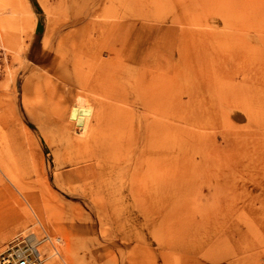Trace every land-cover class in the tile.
Returning a JSON list of instances; mask_svg holds the SVG:
<instances>
[{
  "label": "rangeland",
  "instance_id": "1",
  "mask_svg": "<svg viewBox=\"0 0 264 264\" xmlns=\"http://www.w3.org/2000/svg\"><path fill=\"white\" fill-rule=\"evenodd\" d=\"M65 55L95 87L68 82ZM152 76L167 84V201L150 210L126 187L112 207L62 144L130 136L140 155ZM81 102L101 113L84 134ZM2 187L0 251L31 234L46 264H264V0H0Z\"/></svg>",
  "mask_w": 264,
  "mask_h": 264
},
{
  "label": "bare ground",
  "instance_id": "2",
  "mask_svg": "<svg viewBox=\"0 0 264 264\" xmlns=\"http://www.w3.org/2000/svg\"><path fill=\"white\" fill-rule=\"evenodd\" d=\"M121 49H123V48H121ZM62 57L66 61V62H64L65 65H67L68 67L70 65L72 66V70H71L72 75H70V76L67 75L68 79L66 78V76L64 77V79L66 78L69 83H70V81H73V83H75L74 86L77 84L78 87H80L81 89H85V88L91 89L92 87H95L93 85L92 81L91 82L89 80L87 81V77L85 76L84 73H82L83 71H82L81 67L83 65L81 64L80 65L81 67L78 65L79 63H81L80 62L81 60L80 61L78 60L79 58H75V59L71 58V57L69 58L66 55L62 56ZM78 61H79V63H78ZM87 61H89V60L87 59ZM59 62H60V60L58 61V63ZM139 62H140V60H139ZM57 68H58V64H57ZM88 68L89 67H87V69ZM97 68H99V67H97ZM89 69L87 70L88 72H90ZM55 71L57 73L58 70H55ZM69 72H70V70H69ZM162 74L164 75V73H162ZM90 75H91V72H90ZM45 76H47L46 73H45ZM94 76H97V75L94 74ZM98 76H99V74H98ZM98 76H97V78H98ZM158 76H160L159 73H158ZM242 77H243V75H242ZM45 78H47V77H45ZM161 78H163V77H161ZM161 78H160V82L155 81L153 76H152V78H150V80H146L147 83L145 81V86H148V91L145 92V95L141 101V107L140 108H142L143 111L146 112L145 116L148 120H146L145 124H143L145 127L144 129L141 126L143 132L141 133V131H138V133H141L143 135V137H142V135L140 137V138H143V142L141 140H139L143 143L142 144L143 146H141L142 149H140V150H142V151H140V153H141L140 155L137 154L139 152L138 150H137V153H136V151H134V150H136V148H134L135 146L133 144L134 139L130 140L129 139L130 136H127V137H129L128 138L129 140L125 139L127 142L123 141L124 138L121 141V139H119L118 137H117V140H118L117 141L115 136L112 138L115 139L116 141H111L110 140V138H111L110 133L113 132V130H114V129L112 130V128L108 129L110 131L112 130L110 133H107L106 130H104V132L103 131L99 132V133L103 132V135H104V133L106 131V133L109 136H106V134L104 136H106L107 138L110 137L108 139L106 138L107 141L102 142V140L97 139V137H94L97 135L96 134L94 136H91V137L88 136L87 138H84L81 140L78 139V141H73L74 139H71L72 141L68 140V142L65 144V146L62 144V146L65 147L66 151L68 152V155H69L68 158L72 159L73 163H76V164L84 163L81 167L76 168V171H75L76 176L83 181H87L88 179H91L90 181H88L86 183L89 185L90 189L92 190V193L94 195L100 194L101 199L105 198L106 201H108V203H107L108 205L112 206V205H114L113 203H115L116 200L120 201L121 200L120 196H118V193H116V191L121 189V188L123 189L126 187H127L128 192H129L130 198L135 199V200L137 199V201L138 200L140 201V204L144 203L145 205H148L149 207L151 206L152 209H154L153 207H156V206L159 207V205L164 206V204L167 201V197H168V193H169L168 192V189H169L168 186L170 183V181L168 183L169 173H170L169 172L170 169H169L168 154H169L170 145H168V140H167V133H168L167 126L168 125L166 124V121H165L166 109H167L166 106L167 105H166V93H165L164 89L167 87L166 86L167 84L164 82L165 79L162 80ZM104 79H106V78H104ZM65 80H63V81H65ZM90 80H91V78H90ZM100 80H99V82H100ZM94 84L97 85L95 82H94ZM71 85H72V83H71ZM42 87H44V86L42 85ZM64 89H65V86H64ZM166 90H167V88H166ZM45 91H46V88H45ZM148 93H149V96H148ZM159 95H160V99H159ZM138 97H140V96H138ZM48 101H50V99H48ZM52 101H53V99H52ZM134 101H135V99H134ZM60 103H63V102H60ZM50 104H52V103H50ZM57 104H58V102H57ZM106 104H105V106H106ZM260 106H261V104H260ZM107 111H108V109H107ZM53 113H55L56 118L61 116V113H58V114L56 112H53ZM154 113H158V115H159L158 119H157V117L152 118V116L150 115V114L154 115ZM100 114L101 113H99V111L96 110L95 107L94 108L90 107V105L88 106V105L83 104L81 102V103L74 105L70 109L69 118L74 122V124H76V125L80 124L81 125L83 130H81L80 133L84 134L87 131H91V129H92L91 126H93L94 123L99 122L98 120H99ZM142 114H144V113H142ZM114 115H115V113H114ZM114 115H113V117H114ZM47 116H50L51 118L46 120L45 125L43 124V126H42L43 128L45 126L51 127V129L52 128H56V129L66 128V127L62 126L61 121H59V119H56V118H54V116H51V115H47ZM138 116H139V114H138ZM110 118H111V116H110ZM110 118L108 117V120H110ZM121 121H119V122H121ZM108 122L111 123V121H108ZM112 122H113V120H112ZM115 122H116V120H115ZM102 124L104 125V123H102ZM114 124L111 123V125H114ZM118 124L117 125L115 124L117 126V127L115 126L116 129L119 127ZM105 125H106V123H105ZM121 126H122V124H121ZM42 127L40 128V130H43ZM95 127H96V124H95ZM97 127H98L97 130H99V128H100L99 125ZM103 127L101 130L104 129ZM110 127H113V126H110ZM131 128L134 129L135 127L133 128V125H132ZM116 129H115V131H117ZM93 130H94V128H93ZM120 130H118V131H120ZM126 130H129V129L126 128ZM138 130H139V128H138ZM123 131H124V129H123ZM131 131L132 130L130 129V131H129L130 134H131ZM94 132H95V130H94ZM96 133H98V132H96ZM115 133H113V134H115ZM118 134L119 133H116L115 135L118 136ZM123 134H125V133H123ZM135 134L137 135V132ZM132 135H134V134H132ZM136 137L137 136H135V139H136ZM139 141L138 142L136 141V143L138 144ZM60 142H61V140H60ZM139 147H140V145H139ZM132 151H133V153L135 152V154H137L136 157H134L132 160H130V159L127 160L128 159L127 158L128 153L127 154H124V153L125 152H132ZM123 154L126 155V157L124 156L125 158L124 157L122 158ZM131 155H132V153H131ZM6 158H8V157H6ZM15 185L18 188H21L22 191H24L23 182L17 181V182H15ZM6 200H7L6 189H5V187H2V188H0V206H2L6 202ZM112 201H114V202H112ZM135 205H137V204L135 203ZM138 206H139V204H138ZM112 207H114V206H112ZM151 207H150V210H151ZM116 208L118 210V207H116ZM120 211H121V208H120ZM120 211H118L117 213H119ZM111 213L114 214L115 211L112 212V210H111ZM118 215H120V213ZM113 216L115 219V215H113ZM0 220H3V218H0ZM34 241H36V238L34 239ZM38 250H39V248H38ZM162 259H164V255H163ZM49 262L52 263L51 261H49Z\"/></svg>",
  "mask_w": 264,
  "mask_h": 264
},
{
  "label": "built area",
  "instance_id": "3",
  "mask_svg": "<svg viewBox=\"0 0 264 264\" xmlns=\"http://www.w3.org/2000/svg\"><path fill=\"white\" fill-rule=\"evenodd\" d=\"M17 236L8 246L0 251V264H46L43 261L39 245L35 236ZM33 242H32V241Z\"/></svg>",
  "mask_w": 264,
  "mask_h": 264
}]
</instances>
